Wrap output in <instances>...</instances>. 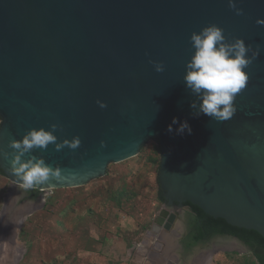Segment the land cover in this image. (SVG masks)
<instances>
[{
    "label": "water",
    "instance_id": "95a60500",
    "mask_svg": "<svg viewBox=\"0 0 264 264\" xmlns=\"http://www.w3.org/2000/svg\"><path fill=\"white\" fill-rule=\"evenodd\" d=\"M236 4L243 15L228 0H0V170L12 187L22 189L12 157L2 152L11 153L9 141L33 128L55 123L57 142L82 141L75 150L50 144L24 157H43L64 176L29 189L39 201L49 190L104 177L109 165L155 141L158 196L160 189L167 204L151 233L170 234L172 205L181 212L189 203L264 238V25L257 23L264 0ZM212 24L229 42L243 38L261 49L245 69L250 79L234 101L237 112L222 122L194 115L196 96L184 81L195 51L191 34ZM151 61L165 70L157 72ZM173 118L179 123L169 132ZM184 121L191 133L177 134Z\"/></svg>",
    "mask_w": 264,
    "mask_h": 264
},
{
    "label": "rangeland",
    "instance_id": "374dc122",
    "mask_svg": "<svg viewBox=\"0 0 264 264\" xmlns=\"http://www.w3.org/2000/svg\"><path fill=\"white\" fill-rule=\"evenodd\" d=\"M159 163V145L148 141L135 158L109 165L103 178L82 187L47 191L41 207L15 231V214L24 204L38 203L40 193L32 198L30 191L21 189L8 209L15 188L0 173L4 238L0 264H191V258L176 251L172 233L164 229L156 236L151 233L163 208L158 196ZM183 211L190 213L187 207ZM214 240L218 243L208 250L213 251L210 264H257L234 239ZM206 247L197 246L192 256Z\"/></svg>",
    "mask_w": 264,
    "mask_h": 264
},
{
    "label": "clouds",
    "instance_id": "9594fccd",
    "mask_svg": "<svg viewBox=\"0 0 264 264\" xmlns=\"http://www.w3.org/2000/svg\"><path fill=\"white\" fill-rule=\"evenodd\" d=\"M228 4L237 15H243V9L237 7L236 0H228ZM257 23L264 25V20H258ZM190 43L195 51L186 65L184 81L186 88L196 96V100L191 104L196 110L194 115H207L218 122L231 119L237 112L234 104L236 96L245 89L250 79L245 69L259 57L260 46L253 48L252 45L246 44L243 38H235L229 42L224 29L215 24L204 27L200 32H193ZM249 52L251 56L248 55ZM151 63L157 72L165 70L162 62ZM97 103L101 108L107 107L103 101L98 100ZM177 123L178 119L173 118L168 131L172 132L173 125ZM59 127L53 123L50 130L43 127L33 128L22 140L9 141L8 147L13 151H3L2 155L5 159L12 157L11 172L17 177L20 188L29 190L47 184L53 178L57 181L64 179L61 170L50 166L43 157L30 155L24 159L33 149L47 150L50 144L54 145L57 151L66 146L75 150L81 145L79 136L57 142L58 136L54 133ZM185 130L191 133L187 121L180 123L179 128L175 129L177 134H183ZM101 145L104 146L103 141Z\"/></svg>",
    "mask_w": 264,
    "mask_h": 264
},
{
    "label": "trees",
    "instance_id": "16d2710c",
    "mask_svg": "<svg viewBox=\"0 0 264 264\" xmlns=\"http://www.w3.org/2000/svg\"><path fill=\"white\" fill-rule=\"evenodd\" d=\"M0 173L4 176L3 172ZM32 198H36V192L30 190ZM159 199L164 202L162 192L159 189ZM190 211L189 234L185 241V248L193 249L196 244L204 243L213 238L225 237L235 238L254 257L257 264H264V238L254 231H248L229 226L222 219H214L204 214L199 208L189 203L185 204Z\"/></svg>",
    "mask_w": 264,
    "mask_h": 264
},
{
    "label": "bare ground",
    "instance_id": "6f19581e",
    "mask_svg": "<svg viewBox=\"0 0 264 264\" xmlns=\"http://www.w3.org/2000/svg\"><path fill=\"white\" fill-rule=\"evenodd\" d=\"M19 192H17L16 189H13L11 190V193H10V197H9V200H7V206L6 208L8 207V209L11 207V204L13 203V199L15 198L14 196L16 194H18ZM43 201H39L38 203H27V204H24L21 209L15 214V218L13 219V225H12V228L14 229V231L16 230V228L19 227V225L24 221V219L26 218L27 215H29L32 211L38 209L39 207H41ZM6 211H4L3 213V217H2V220L5 219V216H6ZM14 217V216H13ZM11 223V222H10ZM8 223V225L10 224ZM9 227V226H8ZM2 229V228H1ZM4 230V228H3ZM2 230L0 231V253L3 252V247H4V244L2 243L3 241V236H2ZM4 233V232H3ZM153 235H158V234H154L152 233ZM165 237V236H164ZM165 239V238H164ZM163 242H166V240H164ZM168 244V243H167ZM170 244V243H169ZM170 246V245H169ZM143 247V246H142ZM217 247V246H216ZM169 249V248H168ZM218 249V248H217ZM147 250V249H146ZM22 250L19 249V252H18V258L21 257L22 255ZM212 255H213V251H208L207 249L205 251L202 250V252H200L199 254L196 255V257H193L192 259V263L191 264H210L211 263V258H212ZM176 261V260H175ZM173 263V262H172ZM175 264V263H174Z\"/></svg>",
    "mask_w": 264,
    "mask_h": 264
},
{
    "label": "flooded vegetation",
    "instance_id": "af4514ba",
    "mask_svg": "<svg viewBox=\"0 0 264 264\" xmlns=\"http://www.w3.org/2000/svg\"><path fill=\"white\" fill-rule=\"evenodd\" d=\"M26 191H30V190H26ZM36 194H37V191H35ZM31 193V192H29ZM39 193V192H38ZM38 197V196H37ZM162 204H167V202H162ZM173 208H176V211H175V214H176V226H174L173 230H172V236L174 237V247L176 249V251L179 253V254H185V256L187 258H191V260L193 259L194 256H192V253H194V249L197 247V246H200L202 244H205L207 245L206 249L209 250L210 248H212L213 246H215L218 242H216L213 238L209 241H206L204 243H199V244H196L195 247L193 249H188L186 250L185 248V241L188 237V228H189V217H188V214L187 212H184L183 210L180 212V210L177 209V205L174 204L172 205ZM184 208H186L184 206ZM234 239V238H232ZM235 241V239H234ZM236 242V245H240V242L235 241ZM205 249V250H206Z\"/></svg>",
    "mask_w": 264,
    "mask_h": 264
},
{
    "label": "crops",
    "instance_id": "0c3cea01",
    "mask_svg": "<svg viewBox=\"0 0 264 264\" xmlns=\"http://www.w3.org/2000/svg\"><path fill=\"white\" fill-rule=\"evenodd\" d=\"M106 174H107V173H106ZM105 176H106V175H105ZM105 176H104V177H105ZM102 178H103V177H102Z\"/></svg>",
    "mask_w": 264,
    "mask_h": 264
}]
</instances>
